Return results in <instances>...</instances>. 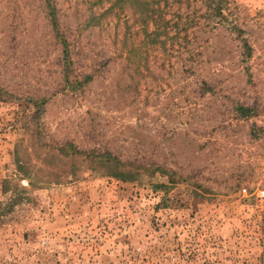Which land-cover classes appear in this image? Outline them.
Returning a JSON list of instances; mask_svg holds the SVG:
<instances>
[{
    "label": "rangeland",
    "instance_id": "1",
    "mask_svg": "<svg viewBox=\"0 0 264 264\" xmlns=\"http://www.w3.org/2000/svg\"><path fill=\"white\" fill-rule=\"evenodd\" d=\"M113 1L0 0V264H264V0Z\"/></svg>",
    "mask_w": 264,
    "mask_h": 264
},
{
    "label": "trees",
    "instance_id": "2",
    "mask_svg": "<svg viewBox=\"0 0 264 264\" xmlns=\"http://www.w3.org/2000/svg\"><path fill=\"white\" fill-rule=\"evenodd\" d=\"M120 1H127V0H114L112 4L106 9V12H109L112 10L113 7L120 6ZM134 13L138 14V19L142 22V25L144 26L147 23H151L153 25V28L147 33V37L150 40V43L153 44L156 41L157 43H167V40H174L177 39L179 36V31L186 30L187 27L193 25H199L200 28H202L201 24L194 23L195 15L190 17L188 13H186L185 17L179 13L176 9L173 10V16H175V19H166L165 14L169 12L168 9L172 10L171 7L173 6V3H179L181 4L182 0H134ZM187 4L189 3V0H185ZM206 7L209 9L208 12H211L212 14H221V1L222 0H202ZM178 9V8H177ZM179 10V9H178ZM50 17L52 22V26L54 28L57 26L56 17L54 14L53 7L50 8ZM240 33V32H239ZM185 44L189 42L187 37H184L182 39ZM65 42V41H64ZM173 41L171 43L172 48H174ZM185 48V47H184ZM243 48L244 52L243 55H249L251 53V46L247 42L246 39L243 40ZM64 70L66 71V77L69 73L71 60L69 59L68 55L64 56ZM91 79V75H85L82 82L75 81L74 84H77L78 86H82L83 83L89 81ZM76 85H73V87ZM36 102V101H33ZM39 101H37L38 104ZM44 101H41V103ZM236 108V111L239 112L242 116H252L254 114V109L250 106H244V105H238ZM96 155L98 158H100L101 162L103 164H106L108 168L111 170V174L113 176L120 178V179H130L132 177V174L134 172L124 169L126 163H122L119 161L116 157L110 154V152H104V153H92V156Z\"/></svg>",
    "mask_w": 264,
    "mask_h": 264
}]
</instances>
